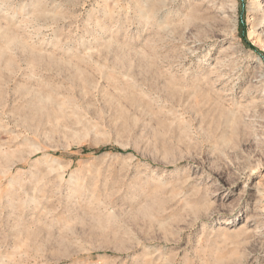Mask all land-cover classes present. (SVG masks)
Listing matches in <instances>:
<instances>
[{"label": "rangeland", "instance_id": "obj_1", "mask_svg": "<svg viewBox=\"0 0 264 264\" xmlns=\"http://www.w3.org/2000/svg\"><path fill=\"white\" fill-rule=\"evenodd\" d=\"M0 264H264V0H0Z\"/></svg>", "mask_w": 264, "mask_h": 264}, {"label": "trees", "instance_id": "obj_2", "mask_svg": "<svg viewBox=\"0 0 264 264\" xmlns=\"http://www.w3.org/2000/svg\"><path fill=\"white\" fill-rule=\"evenodd\" d=\"M106 150H107V149H101L100 152H101V151H106Z\"/></svg>", "mask_w": 264, "mask_h": 264}]
</instances>
